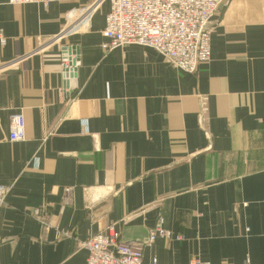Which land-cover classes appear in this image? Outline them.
I'll return each instance as SVG.
<instances>
[{
    "label": "crops",
    "instance_id": "obj_1",
    "mask_svg": "<svg viewBox=\"0 0 264 264\" xmlns=\"http://www.w3.org/2000/svg\"><path fill=\"white\" fill-rule=\"evenodd\" d=\"M94 1L0 0V264H86L92 237L138 246L159 218L172 236L144 264H264V0L225 1L193 74L147 47L105 55Z\"/></svg>",
    "mask_w": 264,
    "mask_h": 264
},
{
    "label": "built area",
    "instance_id": "obj_2",
    "mask_svg": "<svg viewBox=\"0 0 264 264\" xmlns=\"http://www.w3.org/2000/svg\"><path fill=\"white\" fill-rule=\"evenodd\" d=\"M109 4L105 18L101 48L105 55L116 49L137 45L155 50L175 69L187 74L211 60V37L214 19L226 0H104ZM55 0H8L10 5H41L49 7ZM94 1L90 12L97 6ZM76 66V64H75ZM63 71L71 70V61L64 60ZM69 90L71 78L66 77ZM70 80V82H69ZM67 90V91H68ZM26 122L22 113L11 117L9 141L23 142ZM10 188L0 186V208L6 203ZM159 218L141 245L126 243L117 228L109 227L83 243L88 251L86 264H144V249L157 239H171ZM151 264H158L156 258ZM191 264H207L194 261ZM249 264V263H246Z\"/></svg>",
    "mask_w": 264,
    "mask_h": 264
},
{
    "label": "rangeland",
    "instance_id": "obj_3",
    "mask_svg": "<svg viewBox=\"0 0 264 264\" xmlns=\"http://www.w3.org/2000/svg\"><path fill=\"white\" fill-rule=\"evenodd\" d=\"M19 6H23V5H19ZM73 58H75V59H73L74 61H71V63H72V65L74 66L73 67V72L71 71V70H69V71H66V72H64L65 73V75H70L71 73H72V75L74 74V75H76V73H75V68L78 66V62H77V58L76 57H73ZM70 61V60H69ZM75 64H76V66H75ZM158 222V221H157ZM111 227H114V226H111ZM172 235V234H171Z\"/></svg>",
    "mask_w": 264,
    "mask_h": 264
},
{
    "label": "water",
    "instance_id": "obj_4",
    "mask_svg": "<svg viewBox=\"0 0 264 264\" xmlns=\"http://www.w3.org/2000/svg\"><path fill=\"white\" fill-rule=\"evenodd\" d=\"M66 77H68L67 75H66ZM69 78H71V82H70V85H69V87L70 88H76L77 87V82H74V79H76V75H72V73L69 75Z\"/></svg>",
    "mask_w": 264,
    "mask_h": 264
}]
</instances>
